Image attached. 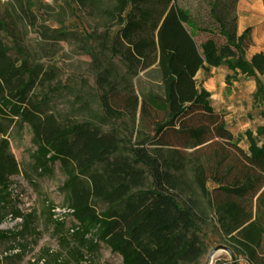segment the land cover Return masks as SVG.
<instances>
[{
	"label": "trees",
	"instance_id": "obj_1",
	"mask_svg": "<svg viewBox=\"0 0 264 264\" xmlns=\"http://www.w3.org/2000/svg\"><path fill=\"white\" fill-rule=\"evenodd\" d=\"M71 2L102 18L103 31L94 40L100 53L88 52L96 82L107 87L101 106L112 119L119 117L117 109L133 118L139 112L135 143L117 127L105 131L51 113L36 91L53 78L9 47L0 19V207L19 174L5 137L10 125H25L36 170L58 164L66 177L70 232L84 252L103 244L122 264H198L211 231L215 247L227 254L215 264H264V126L233 136L195 79L219 67L229 73L228 86L253 79L252 101L264 120V51L247 57L253 32L246 27L238 33L239 0ZM102 53L124 66L120 79L141 75L138 95L131 82L118 91L123 82L110 81ZM189 191L198 196L192 203L182 197ZM50 216L62 226L63 218ZM11 217L29 224L19 212Z\"/></svg>",
	"mask_w": 264,
	"mask_h": 264
},
{
	"label": "rangeland",
	"instance_id": "obj_2",
	"mask_svg": "<svg viewBox=\"0 0 264 264\" xmlns=\"http://www.w3.org/2000/svg\"><path fill=\"white\" fill-rule=\"evenodd\" d=\"M96 1L109 5L112 0ZM239 3L238 18L245 22V27L251 24L253 29L254 44L247 53L250 57L264 49V0L251 2L253 8H248L244 0ZM27 16L35 18V24H31ZM0 19L8 30L5 40L9 47L21 49L53 78L47 87L36 91L45 96L51 113L61 119L90 122L105 131L117 127L135 143L139 112L133 118L117 109L120 115L112 119L101 106L107 87H99L96 82L93 60L88 53H100L99 41H94L103 31L99 14L91 15L84 8H75L71 0H0ZM11 54L18 56L14 50ZM101 58L110 65V81L123 82L118 87L119 92L131 82L135 94H139L141 75L122 80L120 77L126 70L118 58L111 59L107 53H102ZM228 74L225 67H219L209 72L200 71L195 79L200 88L211 94V107L222 115L231 134L237 137L245 130L263 126L264 120L259 118V109L252 101L254 80L241 77L228 86L225 78ZM8 129L5 138L10 143L19 174L10 179L11 198L0 207V233L7 232L6 237H0V264H122V258L103 244L92 253L80 249L70 232L74 220L66 209L62 191L66 177L60 165L44 172L36 170L32 157L36 148L30 128L12 124ZM239 145L246 149L244 141ZM182 197L192 203L198 196L189 191ZM16 212L30 217L29 224L24 225L20 218L14 220L11 216ZM50 214L56 217L54 220L63 218L61 227L55 226ZM207 238L208 250L198 264H215L216 259L227 257L225 251L215 247L216 239L211 231ZM77 252L83 254V261L77 260Z\"/></svg>",
	"mask_w": 264,
	"mask_h": 264
},
{
	"label": "crops",
	"instance_id": "obj_3",
	"mask_svg": "<svg viewBox=\"0 0 264 264\" xmlns=\"http://www.w3.org/2000/svg\"><path fill=\"white\" fill-rule=\"evenodd\" d=\"M241 1H243V0H239V2H241ZM238 2V7L240 6V3ZM251 2H256V0H252V1H250V0H244V3H246L247 4V6H248V8H253V5H252V3ZM237 10H238V8H237ZM238 17V16H237ZM246 27H251L252 28V25L250 24V25H248V26H246ZM246 27H245V22H242L240 19L238 20V33H241L242 31H244L245 29H246ZM252 31H253V29H252ZM253 42H254V38H253ZM261 51H264V49L262 50H259V51H256V52H254V53H252V54H255V53H259V52H261ZM264 126V125H263Z\"/></svg>",
	"mask_w": 264,
	"mask_h": 264
},
{
	"label": "water",
	"instance_id": "obj_4",
	"mask_svg": "<svg viewBox=\"0 0 264 264\" xmlns=\"http://www.w3.org/2000/svg\"><path fill=\"white\" fill-rule=\"evenodd\" d=\"M220 251H223V252H224L225 250H224V249H223V250H222V249H220Z\"/></svg>",
	"mask_w": 264,
	"mask_h": 264
},
{
	"label": "built area",
	"instance_id": "obj_5",
	"mask_svg": "<svg viewBox=\"0 0 264 264\" xmlns=\"http://www.w3.org/2000/svg\"><path fill=\"white\" fill-rule=\"evenodd\" d=\"M6 255V254H5Z\"/></svg>",
	"mask_w": 264,
	"mask_h": 264
}]
</instances>
